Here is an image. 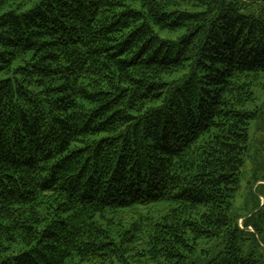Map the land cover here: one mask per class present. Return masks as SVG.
Listing matches in <instances>:
<instances>
[{"label":"trees","instance_id":"obj_1","mask_svg":"<svg viewBox=\"0 0 264 264\" xmlns=\"http://www.w3.org/2000/svg\"><path fill=\"white\" fill-rule=\"evenodd\" d=\"M263 88L247 0H0V264H264Z\"/></svg>","mask_w":264,"mask_h":264},{"label":"rangeland","instance_id":"obj_2","mask_svg":"<svg viewBox=\"0 0 264 264\" xmlns=\"http://www.w3.org/2000/svg\"><path fill=\"white\" fill-rule=\"evenodd\" d=\"M254 4V8H263L264 0H247ZM259 108L260 115L250 127V147L246 157L243 174L241 177V186L237 198L234 201L233 212L245 216L250 212H255L257 200L261 198L264 205V88L258 92V101L254 105ZM254 106L250 108L254 109ZM263 231L260 233V241L264 242V217L260 219ZM240 226H243V219L239 220ZM264 248V245H263Z\"/></svg>","mask_w":264,"mask_h":264}]
</instances>
